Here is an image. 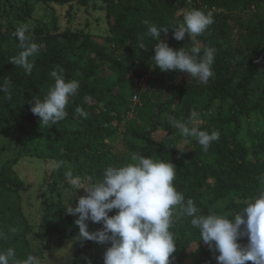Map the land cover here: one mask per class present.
<instances>
[{"label": "trees", "instance_id": "1", "mask_svg": "<svg viewBox=\"0 0 264 264\" xmlns=\"http://www.w3.org/2000/svg\"><path fill=\"white\" fill-rule=\"evenodd\" d=\"M43 3L69 4L76 2L88 6L101 1L109 28L108 34H96L84 30L60 29L35 25L27 28L30 42L40 46L34 58L31 74L11 60L22 51L15 35L18 26L10 16L31 15V0H0V84L11 82L10 92L0 91V134L10 129L24 132V138H41L59 144L63 156L73 163L71 174L82 187L90 186L103 177L108 166L125 164L121 154L115 152L107 139L120 132H131L143 137L142 130L132 129L137 119L127 118L132 109V97L140 91L135 80L148 75V88L141 93V104L136 105L139 117L143 104L151 103V85L176 82L186 72H161L155 68L152 56L157 43L148 35L149 25L169 27L161 32V40L174 49L188 51L193 47L214 48L213 76L207 84L189 76L180 87L183 95L177 96L178 106L164 105L167 116L153 120V128L163 127L167 138L157 141L146 137V144H131L134 153L147 155L155 160L172 162L176 168L173 181L185 199H192L197 215L216 213L233 216L255 197L264 193V0H36ZM212 11L214 23L205 33L177 41L172 37L173 26L183 22L184 13L191 9ZM251 15L253 22L244 23L243 16ZM6 19V22L3 19ZM238 27L242 33L236 36ZM143 43L144 47L139 44ZM63 69L66 80H77L80 88L70 98L68 116L55 125H40L38 116L31 112L35 99L43 100L54 84L53 71ZM150 85V86H149ZM150 87V88H149ZM203 101V105L200 102ZM230 102L228 112L219 110L202 122L200 130H218L220 138L207 152L191 138L188 147H180L169 123L171 116L179 121L191 120L197 112L214 109L217 103ZM215 106V107H214ZM83 108L88 117L76 113ZM250 117L259 124L260 131L249 128L245 136L243 119ZM125 129H123V127ZM68 189L75 190L69 180ZM25 181L13 164H0V250L11 247L18 260L28 255L40 258L43 250L33 246L29 237L34 227L25 215L20 192ZM85 195V189L77 190ZM59 200L47 204L40 229L35 232L44 249H53L70 239L77 248L73 264H82L80 254L94 241L77 237L75 220ZM78 203V201H77ZM113 210L109 215H114ZM171 231L176 240V251L171 264H185V254L194 242L200 241V232L191 225V217L180 215ZM15 228L13 233L11 230ZM102 228L97 223L92 231ZM248 243L247 236L238 241ZM219 253L204 249L197 253L192 264H218ZM246 264H252L251 261Z\"/></svg>", "mask_w": 264, "mask_h": 264}, {"label": "clouds", "instance_id": "2", "mask_svg": "<svg viewBox=\"0 0 264 264\" xmlns=\"http://www.w3.org/2000/svg\"><path fill=\"white\" fill-rule=\"evenodd\" d=\"M214 23L212 11L191 9L184 13L183 22L173 26L172 37L183 40L199 36ZM150 35L157 43L152 56L155 68L161 72H186L190 77L207 84L213 76L212 66L215 49L205 48L201 55L199 47L186 51L174 49L161 40V32L167 34L169 27L150 25L144 21ZM27 26L17 28V36L22 51L11 60L22 67L26 74H31L35 66L34 58L40 53V46L30 42L26 35ZM144 47L143 43L139 44ZM54 84L49 88L43 100L35 99L31 112L38 116L40 125H55L68 116L67 107L70 98L77 95L80 83L77 80H66L63 69L53 71ZM10 81L0 84V91L9 93ZM76 113L84 118L88 113L77 108ZM169 123L185 137L193 138L207 152L210 145L219 140L220 133H210L189 126L192 120L179 121L169 116ZM129 163L120 166H108L104 169L100 181L82 187L78 178L67 172L71 186L84 188L85 195L80 196L75 207L66 206L69 215H77L75 224L79 227L77 234L80 240H90L108 244L103 254V264H171L176 251V240L171 228L177 216L191 217V225L200 232V241L207 244L210 250L218 252V264H264V193L247 203L242 211L233 216L216 213L197 215L198 208L192 199H185L173 181L176 177V166L166 160H155L147 155L132 153ZM64 162H57L59 169ZM114 215H109L113 210ZM102 224V228L89 231L87 221ZM13 233L15 228L11 230ZM247 236L248 243L242 246L238 241ZM5 235L0 231V240ZM0 264H42L35 255L18 260L11 247L0 250Z\"/></svg>", "mask_w": 264, "mask_h": 264}, {"label": "rangeland", "instance_id": "3", "mask_svg": "<svg viewBox=\"0 0 264 264\" xmlns=\"http://www.w3.org/2000/svg\"><path fill=\"white\" fill-rule=\"evenodd\" d=\"M31 4L33 5L31 15L23 13L18 16H10L14 25L18 27L24 25L30 30L35 25L41 24L44 27L84 30L96 34L105 35L109 33L105 5L101 1L91 2L88 6L76 2L57 4L53 2L43 3L36 0H31ZM3 20L6 22L5 18ZM254 20L251 15L243 16L244 23L253 22ZM241 33L242 29L238 27L236 36ZM187 79H189V75H184L179 81L157 83L151 85V88L149 87L151 103L143 104V109L138 118L136 112L131 116L137 119L132 123V129L142 130L143 137L127 131L120 132L119 136L116 135L114 139H107L113 150L121 154L126 163L131 162L130 155L134 153L130 148L131 144L143 146L147 143L146 137H152L157 141L167 138V131L163 127L153 128V120L167 116L163 104L172 108L178 106L179 98L177 96L181 97L183 95L180 87ZM200 104L203 105V101ZM215 106L212 110L195 113L189 126H195L199 129L202 122L209 115L215 114L219 110L228 112L231 104L230 102H224L217 103ZM243 126L246 137L249 135V128L252 131H260L259 124H255L250 117H244ZM173 139L180 147H188L191 137H185L176 129ZM63 152L64 149L59 144L36 137L25 139L24 132L17 129H10L6 135L0 134V164H13L14 169L25 181L26 188L20 192L21 204L35 232L40 229L47 204L59 200V192H61L62 205L65 209L69 204L71 207H75L79 197L82 196L78 191L75 193V190L65 187L66 181L69 180L66 173L72 172L75 166L63 156ZM60 161H63L64 164L61 168L56 169L54 165ZM87 224L88 230L92 231L97 223L89 220ZM34 231L30 232L29 237L35 248L43 250L40 256L42 264H73L74 254L77 250L74 241L67 239L57 248L44 249L43 242L37 238ZM76 231L79 232L78 225H76ZM108 246V244L95 241L89 244L87 249L80 254L82 264H103V254ZM204 249L210 250L204 242L192 243L185 254V264H192L195 255Z\"/></svg>", "mask_w": 264, "mask_h": 264}, {"label": "built area", "instance_id": "4", "mask_svg": "<svg viewBox=\"0 0 264 264\" xmlns=\"http://www.w3.org/2000/svg\"><path fill=\"white\" fill-rule=\"evenodd\" d=\"M135 80L138 82L139 85H141V88L140 91L136 92L132 97V109L128 111L127 118H130L135 113L136 105L141 104V93L148 88V75H144L142 78H136Z\"/></svg>", "mask_w": 264, "mask_h": 264}]
</instances>
